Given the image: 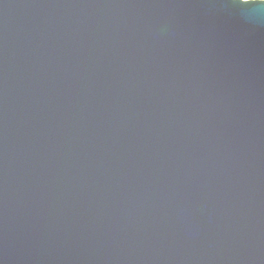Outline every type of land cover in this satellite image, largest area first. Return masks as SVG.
<instances>
[{
  "label": "water",
  "instance_id": "95a60500",
  "mask_svg": "<svg viewBox=\"0 0 264 264\" xmlns=\"http://www.w3.org/2000/svg\"><path fill=\"white\" fill-rule=\"evenodd\" d=\"M0 264H264V0H0Z\"/></svg>",
  "mask_w": 264,
  "mask_h": 264
}]
</instances>
